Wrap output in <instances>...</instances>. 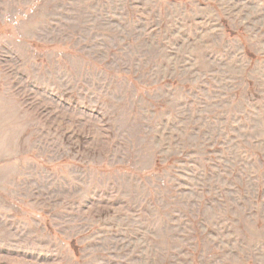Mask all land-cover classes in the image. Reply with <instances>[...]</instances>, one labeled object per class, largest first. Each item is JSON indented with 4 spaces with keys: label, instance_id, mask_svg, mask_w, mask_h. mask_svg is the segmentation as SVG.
Returning <instances> with one entry per match:
<instances>
[{
    "label": "rangeland",
    "instance_id": "374dc122",
    "mask_svg": "<svg viewBox=\"0 0 264 264\" xmlns=\"http://www.w3.org/2000/svg\"><path fill=\"white\" fill-rule=\"evenodd\" d=\"M0 264H264V0H0Z\"/></svg>",
    "mask_w": 264,
    "mask_h": 264
},
{
    "label": "trees",
    "instance_id": "16d2710c",
    "mask_svg": "<svg viewBox=\"0 0 264 264\" xmlns=\"http://www.w3.org/2000/svg\"><path fill=\"white\" fill-rule=\"evenodd\" d=\"M171 1H175V0H171ZM248 55L251 56L250 54H248ZM70 246L74 250L75 254H77L78 246L76 245V243L74 242V240H72L70 242Z\"/></svg>",
    "mask_w": 264,
    "mask_h": 264
}]
</instances>
